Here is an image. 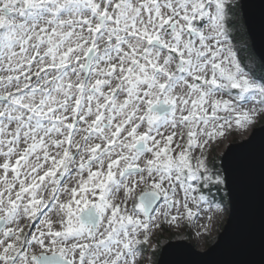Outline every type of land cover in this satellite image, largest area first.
Segmentation results:
<instances>
[{
    "label": "snow or ice",
    "instance_id": "snow-or-ice-1",
    "mask_svg": "<svg viewBox=\"0 0 264 264\" xmlns=\"http://www.w3.org/2000/svg\"><path fill=\"white\" fill-rule=\"evenodd\" d=\"M236 7L0 0V264H139L162 224L222 210L213 142L264 117Z\"/></svg>",
    "mask_w": 264,
    "mask_h": 264
},
{
    "label": "water",
    "instance_id": "water-1",
    "mask_svg": "<svg viewBox=\"0 0 264 264\" xmlns=\"http://www.w3.org/2000/svg\"><path fill=\"white\" fill-rule=\"evenodd\" d=\"M257 56L264 63V0H240ZM230 213L217 240L206 250L187 239L170 240L157 264H264V124L233 143L221 159Z\"/></svg>",
    "mask_w": 264,
    "mask_h": 264
},
{
    "label": "rangeland",
    "instance_id": "rangeland-1",
    "mask_svg": "<svg viewBox=\"0 0 264 264\" xmlns=\"http://www.w3.org/2000/svg\"><path fill=\"white\" fill-rule=\"evenodd\" d=\"M235 2H237V0H235ZM234 30L236 31V33H239L238 32L239 27L238 30L236 29V27H234ZM243 41L245 40H242V42ZM236 47L238 46H235V49H237ZM239 49L240 47L238 48V50ZM33 81H35V77H33ZM219 114L224 115V113H219ZM260 119L261 118L257 119V121L251 126H249L247 129L234 128L233 130H231L229 133L226 134V138H221L219 142H213V147L212 149H210V151H212L213 156L222 157L233 143H237L241 141L240 138H243L244 136L247 135L250 136L254 131V129L259 125H261V122H259ZM249 136L247 138H249ZM228 143L230 145L228 148L225 149L223 146L224 144H228ZM216 167L219 168L217 164ZM220 169L222 170V168ZM213 192H215V189H213ZM122 195L123 194L121 193V196ZM215 199L217 201L222 202V210H217L213 207L212 211H201V213L197 217H195L192 221H187V220L182 221L179 228H177L175 225L170 226L166 223L162 224L161 228L154 232V235L150 241L151 246H148V250L143 253V256L141 257L139 264H152L151 256L149 255L150 253L149 250L155 249L158 245L163 247L164 244L174 239H181V238L187 239L191 241L200 250L208 249L217 240L219 234L221 233V231L223 230L224 226L227 223L230 213L229 212L230 201L228 197L227 188L224 189L222 196L218 195L215 197ZM181 211H183V209H181ZM209 216L212 217L211 220L208 219ZM53 219H55V217H53ZM21 223L26 224L27 222L22 221ZM164 227L169 228V230L177 231V234L174 236V238H171V232L168 230V232H166L163 235L161 240L158 239V235ZM27 230L28 228L26 227V231ZM144 246L143 248H145Z\"/></svg>",
    "mask_w": 264,
    "mask_h": 264
},
{
    "label": "trees",
    "instance_id": "trees-1",
    "mask_svg": "<svg viewBox=\"0 0 264 264\" xmlns=\"http://www.w3.org/2000/svg\"><path fill=\"white\" fill-rule=\"evenodd\" d=\"M237 7L235 10V20L233 22V25L231 26V31H230V38L232 39V43L236 47V51L238 53V57H240L243 61L244 64H247L249 66V68L253 69L254 72L256 73L257 76L260 75H264V63L260 60V58L257 56V54L254 51L250 36L248 34L243 16H242V10H241V2L240 0H237L236 2ZM234 27H236V29L239 30V33H236V31L234 30ZM242 40H245L242 42ZM237 44V45H236ZM240 47V49L238 50V48ZM242 51V52H241ZM247 70V69H246ZM259 122H261V124H264V117H262ZM215 160H216V164L217 166H219V168H222L221 166V156H214ZM169 228L164 227L159 235H158V239L161 240V238L163 237V235L168 232ZM171 232V238H174V236L177 234L176 230H169ZM148 246L149 245H145L144 249H146V251L148 250ZM161 248L162 246L158 245L155 249L149 250V255L151 256V260H152V264H157V259L160 256V252H161Z\"/></svg>",
    "mask_w": 264,
    "mask_h": 264
},
{
    "label": "built area",
    "instance_id": "built-area-1",
    "mask_svg": "<svg viewBox=\"0 0 264 264\" xmlns=\"http://www.w3.org/2000/svg\"><path fill=\"white\" fill-rule=\"evenodd\" d=\"M249 135H247V136H244L243 138H240V140H244L245 138H247ZM231 143V142H230ZM229 143L228 144H224V148L226 149V148H228L229 147Z\"/></svg>",
    "mask_w": 264,
    "mask_h": 264
}]
</instances>
